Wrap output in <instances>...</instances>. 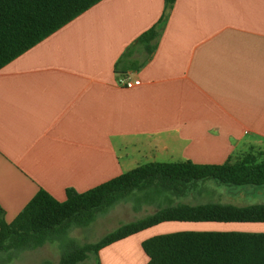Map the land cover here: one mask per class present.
<instances>
[{
    "label": "crops",
    "instance_id": "0c3cea01",
    "mask_svg": "<svg viewBox=\"0 0 264 264\" xmlns=\"http://www.w3.org/2000/svg\"><path fill=\"white\" fill-rule=\"evenodd\" d=\"M154 27L147 51L138 39ZM123 76L141 84L121 86ZM261 151L264 0H177L168 10L165 0H101L0 69L8 223L41 189L64 201L67 190L149 163L221 165ZM154 190L140 192L138 206L118 203L116 214L127 205L141 219L168 206L264 204V187L214 180L182 195ZM191 231L264 233V223L166 221L102 248L99 261L149 264L145 240Z\"/></svg>",
    "mask_w": 264,
    "mask_h": 264
},
{
    "label": "trees",
    "instance_id": "16d2710c",
    "mask_svg": "<svg viewBox=\"0 0 264 264\" xmlns=\"http://www.w3.org/2000/svg\"><path fill=\"white\" fill-rule=\"evenodd\" d=\"M100 1L0 0V69ZM176 1L165 0L166 9L172 8ZM157 37L154 27L138 41L151 51ZM205 180L229 187H264V152L248 153L236 163L221 165H198L190 161L149 163L84 193L67 190L64 201L41 189L10 223L0 207V253L58 242L59 264H85L91 257L93 264H101L98 254L102 248L162 222L264 223V204L177 205L125 223L96 243L81 245L69 236L73 228L90 225L118 203L131 200L136 192L153 187L155 194L172 191L182 195ZM142 247L149 264H264V233L178 232L149 238Z\"/></svg>",
    "mask_w": 264,
    "mask_h": 264
},
{
    "label": "rangeland",
    "instance_id": "374dc122",
    "mask_svg": "<svg viewBox=\"0 0 264 264\" xmlns=\"http://www.w3.org/2000/svg\"><path fill=\"white\" fill-rule=\"evenodd\" d=\"M143 196V193H134L131 198V203L138 206L141 204ZM127 206L124 207L126 210L124 214H116V210H118L116 205V207H113L110 211L100 214L90 225L81 228H73L69 236L81 245L96 243L108 233L116 230L119 226L140 219L139 217H141V214L136 211L132 212V210L129 209L130 205ZM143 215L144 214H142V216ZM60 258L61 250L58 242H48L44 246L35 249H27L13 253H0V264H44L46 262L59 264ZM92 262L93 260L91 257L84 263L90 264Z\"/></svg>",
    "mask_w": 264,
    "mask_h": 264
},
{
    "label": "built area",
    "instance_id": "2783aa9c",
    "mask_svg": "<svg viewBox=\"0 0 264 264\" xmlns=\"http://www.w3.org/2000/svg\"><path fill=\"white\" fill-rule=\"evenodd\" d=\"M118 83L121 86H124V87L130 89V88H134L136 86H139L141 84V80H139V79L133 80L130 77L123 76V77L119 78Z\"/></svg>",
    "mask_w": 264,
    "mask_h": 264
}]
</instances>
